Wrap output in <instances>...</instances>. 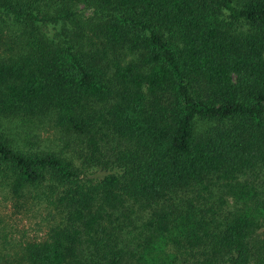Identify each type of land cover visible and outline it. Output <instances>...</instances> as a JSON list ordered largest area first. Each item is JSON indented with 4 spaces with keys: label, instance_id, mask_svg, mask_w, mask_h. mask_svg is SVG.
<instances>
[{
    "label": "trees",
    "instance_id": "obj_1",
    "mask_svg": "<svg viewBox=\"0 0 264 264\" xmlns=\"http://www.w3.org/2000/svg\"><path fill=\"white\" fill-rule=\"evenodd\" d=\"M0 190L17 264H264V0H0Z\"/></svg>",
    "mask_w": 264,
    "mask_h": 264
},
{
    "label": "rangeland",
    "instance_id": "obj_2",
    "mask_svg": "<svg viewBox=\"0 0 264 264\" xmlns=\"http://www.w3.org/2000/svg\"><path fill=\"white\" fill-rule=\"evenodd\" d=\"M75 9L83 15L89 14V9L82 4H76ZM42 137L50 142H57L56 149L50 146L48 148L56 151L62 149L61 144L58 143L52 133L46 130L42 132ZM40 212L45 213V209L40 207ZM40 212L36 206H21L20 200L16 202L14 198L9 197L7 193L0 190V237L2 240L8 238L13 242L11 246H5L0 239V261L6 264H17L18 245L25 241L27 237L35 235L38 237L42 234V232H39L42 229L39 222Z\"/></svg>",
    "mask_w": 264,
    "mask_h": 264
}]
</instances>
